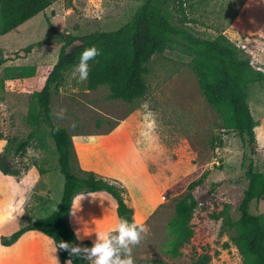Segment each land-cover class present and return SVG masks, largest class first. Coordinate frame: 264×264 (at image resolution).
I'll return each mask as SVG.
<instances>
[{
	"label": "rangeland",
	"instance_id": "374dc122",
	"mask_svg": "<svg viewBox=\"0 0 264 264\" xmlns=\"http://www.w3.org/2000/svg\"><path fill=\"white\" fill-rule=\"evenodd\" d=\"M247 1L185 0V27L192 35L209 40L216 39L222 32L243 50L253 68L264 72V61L258 62L249 52L264 46V38L260 37L259 42L255 37L257 29L264 31V0H252L250 8L248 6L244 10ZM143 2L57 0L44 12L0 36V49L3 51L32 46L29 54L21 53L20 59L6 62L1 71L0 154L8 144V164L20 174L16 177L0 172V264L67 262L59 258L52 240L42 234L27 235L16 245L17 241L9 246L1 244V238H9L21 227L48 216L62 193L63 176L58 169L59 175L55 172V150L46 128L36 134L22 155L14 157L11 149L32 131L31 112L36 110V92L56 61L58 44H38L50 33L48 23L56 30L72 35L116 31L130 20ZM164 13L173 24L178 17L184 16L181 12L176 15L169 5L164 8ZM234 16L236 18L233 19ZM239 16V21L235 22ZM233 22L234 27L231 28ZM233 30L239 34L235 39ZM189 60L181 47L152 56L144 64L143 80L147 93L131 104L110 99L106 86L87 90L86 80L81 82L73 78V68L63 72L58 89L51 86V118L71 137L74 172H92L119 184L126 191V203L142 211L143 215L137 216L136 223L145 225L148 232L133 248L135 264H199L204 256L209 259L207 264H242L232 242L236 229L227 226L225 218L234 223L239 217L238 204L247 186L246 171L249 167L264 172V87L253 83L246 88L248 105L256 121V150L251 153L232 131L222 128L219 113L205 101L199 90L188 66ZM145 102L155 113L154 129L149 128L144 119L145 110L141 105ZM61 108L66 109L65 118L57 119L54 112ZM105 138L128 145L125 159L134 161L136 169L140 168L147 176V184L154 189L150 190L153 191L152 199L146 198L147 193L145 195L137 183L141 175L124 169L121 162L118 163L119 169L112 163L109 166L116 168L115 172L128 176L135 196L118 179L81 166L79 149L88 148L84 144L89 141ZM12 140L14 143H9ZM30 150H35L39 156ZM111 156L114 155L105 154L102 158ZM107 159L105 162L109 161ZM31 170L37 177L29 176ZM47 172H52V177L47 180L49 190L45 189L43 178ZM27 176L30 185L22 191V186L17 184ZM199 178L204 180L203 191H211V199L196 208L191 220L193 238L178 256L172 257L168 254L172 241L169 222L174 214V205L186 194L187 186ZM16 187H20L27 198L16 193L13 190ZM81 194L84 196L82 200ZM81 194L73 200L68 225L75 237L78 234L83 238L85 246V242L91 243L95 239V233L110 231L118 220L116 204L107 195ZM249 211L253 215L264 216V201L251 203ZM145 212L147 215L143 219ZM23 247L25 257L18 260Z\"/></svg>",
	"mask_w": 264,
	"mask_h": 264
},
{
	"label": "trees",
	"instance_id": "16d2710c",
	"mask_svg": "<svg viewBox=\"0 0 264 264\" xmlns=\"http://www.w3.org/2000/svg\"><path fill=\"white\" fill-rule=\"evenodd\" d=\"M56 1L0 0V36L44 12ZM184 4L185 0H144L126 24L110 32L72 35L60 32L48 23L50 33L38 44H58L56 61L46 72L43 84L36 92V110L31 112L32 131L14 148L11 146V149L14 157L22 155L36 134L43 127L46 128L54 144L59 172L64 180L62 193L51 214L21 227L9 238H1L3 246L13 244L24 233L33 230L51 239L55 248L60 240L78 243L68 225V216L71 214L73 200L81 193L107 195L116 204L118 220L126 217L130 222H135L134 210L126 203V191L119 184L92 172H74L71 137L65 129L55 125L51 118V86L56 89L61 86L63 72L78 63L79 55L86 47L95 45L102 53L95 60L89 61L87 90L106 86L110 99L126 104L133 103L147 93L143 80L144 64L156 54L181 47L190 57L188 66L205 101L219 113L222 128L232 131L242 145L247 146L251 153L255 152L256 121L248 105L246 88L253 83L264 87V72L253 68L243 50L231 43L222 32L214 40L192 35L185 27ZM168 5L176 15L179 12L184 15L178 17L175 24L164 13ZM31 50V45L19 50L0 49V86L3 84V65L20 59L21 53L27 55ZM57 128L59 131L55 130ZM9 143H14V140ZM8 151L7 144L0 154V172L17 177L20 173L8 164ZM246 178L247 186L238 204L239 217L234 223L227 217L225 222L227 226L236 229L232 242L241 256L242 264H264V216L253 215L249 211L251 203L264 201V172L249 167ZM204 188L203 178L190 183L186 194L174 205V214L169 222L172 241L168 254L172 257L178 256L180 250L193 238V213L212 195L209 190L203 191ZM85 246L90 247L91 243L87 241ZM57 253L62 261L70 259L68 253L59 248ZM72 259V264H86L85 261ZM208 261V257L204 256L199 264H207Z\"/></svg>",
	"mask_w": 264,
	"mask_h": 264
},
{
	"label": "clouds",
	"instance_id": "9594fccd",
	"mask_svg": "<svg viewBox=\"0 0 264 264\" xmlns=\"http://www.w3.org/2000/svg\"><path fill=\"white\" fill-rule=\"evenodd\" d=\"M101 51L95 46L86 47L79 55L78 63L73 66L72 76L79 81L88 79L90 65L89 61L95 60L100 56ZM144 111V119L148 122V127H155V113L150 109L148 102L141 105ZM66 109H59L54 112L57 119L65 118ZM59 131V129H55ZM33 155L39 156L35 150ZM84 198L81 194V200ZM148 229L143 224L130 222L126 217L119 218L116 225L110 231H101L95 233V239L92 240L91 246L82 244V237L76 235V240L81 243H70L60 240L56 245V250L59 248L68 253L70 259L66 264H72L73 259L85 261L86 264H135L132 252L133 248L140 244Z\"/></svg>",
	"mask_w": 264,
	"mask_h": 264
},
{
	"label": "crops",
	"instance_id": "0c3cea01",
	"mask_svg": "<svg viewBox=\"0 0 264 264\" xmlns=\"http://www.w3.org/2000/svg\"><path fill=\"white\" fill-rule=\"evenodd\" d=\"M251 1L252 0H248L247 1V4L245 5L244 10L248 9V6L250 5ZM249 8H250V6H249ZM240 16L237 19H235V22L237 20L239 21ZM235 22H233V24L230 26L231 28L234 27V23ZM257 33L258 34L255 35V37L257 38V41L260 42L261 41L260 37L264 38V31L262 29H257ZM232 35H233V37L235 39V38L238 37L239 34L237 33V30L236 31L233 30L232 31ZM249 52L252 53V55H254V58H256V60L258 62L261 63L262 61H264V46H259L258 51L254 52L253 50H250ZM250 64H251V62H250ZM84 145L88 146V148H85L84 150L83 149L82 150L79 149V152H77L78 156H79L80 164H81V166L84 169L91 170V171H94V172H96L98 174L106 175V176L118 179L119 181H121L130 190V193H132L134 195V191H132V189H131L132 186H131V183L129 182L128 176H126L125 174H121L119 172H115L114 171V170H116V168L117 169L120 168L118 163L121 162V163H123V165H121V167H123L124 169H127L128 171H130L133 174L137 172L138 175H141V177L138 178L137 183H139L140 186L142 187V190H143L144 194L146 195V193H147L148 196L146 198H148L150 200V199H152L154 197L153 196L154 189H153V187H151L152 185L147 184V182H149L148 181L149 179H147V176L144 175L143 171L140 168H139L140 170L136 169L137 168V164L134 161H130L129 162V160H127V158L125 159L126 150L128 148V145L125 142L118 141V140L113 139V138H105V139L93 140V142L89 141L87 144H84ZM53 148L55 150L54 144H53ZM105 154L114 155V156H111L109 159L102 158V155H105ZM104 159H107L109 161L105 162L106 160H104ZM120 159H122V160L120 161ZM55 160L57 162V153H56V151H55ZM110 163H112V166H115L116 168H112V166H109ZM57 169L59 170L58 163H57V167H56V171L55 172H57L56 174L59 175ZM46 171H49V170H46ZM31 175L33 177H37L34 170H31L29 172V176H31ZM29 176H27V178L25 177V179H22L21 182L17 184L18 186L19 185L22 186L21 187L22 191H23V188H25L26 186L30 185V183H28V180H27ZM51 177H52V172H47L43 176V178L45 179L44 180L45 181L44 182V186H45V189H47V190H49V182L47 180H50ZM26 181H27V185H26ZM32 181H35V180H32ZM60 182H61V180H60ZM63 183H64V180H63ZM143 184H144V187H143ZM62 188H63V186H62ZM21 189H20V187L13 188V190L16 193L21 194L22 196H25L27 198V195L23 194ZM150 190H153V191H150ZM42 193L44 194V191ZM50 194L51 193H49V195ZM145 201H143V202H145ZM58 202L55 203V205L53 206L51 212L54 210V208L56 207ZM133 210H134V221L136 222L137 221V216L140 215V217H142L143 214H142V211L140 209H138L136 206L133 208ZM51 212L49 214H51ZM49 214H47V215H49ZM146 215H147V213L145 212L143 219L146 217ZM43 217H46V216L39 217L36 220H38L40 218H43ZM32 233L41 234L40 232L34 231V230L33 231H28V232L24 233L17 240L15 245L20 240H22L24 237H26L27 235H30ZM21 251H22V254L20 255L18 260H22V258L25 257L26 253L24 251V247H23V249Z\"/></svg>",
	"mask_w": 264,
	"mask_h": 264
}]
</instances>
